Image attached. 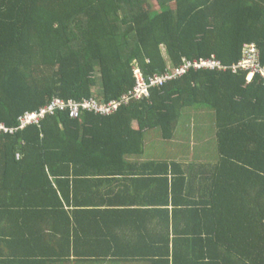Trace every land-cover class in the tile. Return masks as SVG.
<instances>
[{"label": "trees", "instance_id": "obj_1", "mask_svg": "<svg viewBox=\"0 0 264 264\" xmlns=\"http://www.w3.org/2000/svg\"><path fill=\"white\" fill-rule=\"evenodd\" d=\"M156 5L0 0V126L19 127L0 129V264H264V78L233 68L246 43L264 66V0ZM212 56L223 68L191 67L151 84ZM137 71L150 83L139 98ZM56 97L121 104L80 117L58 110L20 127ZM211 110L214 158L148 150L149 138L162 149L189 141L201 150L197 130L194 140L183 131L198 129ZM136 164L144 165L137 188L150 205L125 206L128 186L109 207L102 187L96 209H81L94 203L81 202L78 187L72 201L89 167L130 177ZM133 213L141 215L138 235L135 219L125 218ZM141 233L150 252L139 249Z\"/></svg>", "mask_w": 264, "mask_h": 264}, {"label": "crops", "instance_id": "obj_2", "mask_svg": "<svg viewBox=\"0 0 264 264\" xmlns=\"http://www.w3.org/2000/svg\"><path fill=\"white\" fill-rule=\"evenodd\" d=\"M201 114H205L204 112H202ZM204 116H201V119H204ZM186 125L188 126V121H185ZM193 123H196V121L194 120ZM200 123V121H199ZM137 124L135 123V126ZM195 130H197L196 126L192 127V129L190 128H186L183 132H191V136L193 137L194 140V135H195ZM149 136H152L151 134H149ZM150 139V138H149ZM147 139L146 140V144H148V150H150L151 152H153V154L155 155H161V156H173V155H177L178 158L180 157H186L188 156L190 159H193V154L196 151L198 154V158L203 159V161H206L210 158H214V152H215V148L214 149H205L204 146L202 147V149H195L193 147V144H189V141L183 145L180 146H167L166 149H162L161 147L158 146V141H153L151 142V140ZM210 139L205 140V142H203V144H207L209 142ZM206 141H208L206 143ZM189 146V147H188ZM150 147V148H149ZM169 156V157H170ZM134 167H136L137 170H132L133 172H135L133 174V176H123L120 174H115V175H107V174H97V173H93L92 169L89 167L88 169H86V172L84 174H80L78 176V181L77 183L73 186V192H71V197H72V201H77V198L75 197L74 194V187H78L79 188V194L78 197H81L80 199L82 200L81 202L85 203L86 199L88 201H90V203H94L92 205H82L81 209L87 210L89 211V209H96L97 205V201L101 200L102 197L100 196L99 193V189L100 187H102L105 191V200L103 202V205H105L104 207H109V204L112 203L113 201V193L115 191H118L121 188H126L128 187H132V189L130 190L129 188H127L130 192L128 195H124L123 197L125 200L124 204H127L125 206L131 205V207H136L137 209L139 207H143V206H139L140 204H146V205H150L148 202V197L144 196L142 190L138 189L137 186H139L140 184L143 185V179H146L147 174H143L140 172V170H142L141 168L144 166H142V164H136L133 165ZM80 167V166H79ZM82 169V168H81ZM80 169V170H81ZM88 170V172H87ZM109 170V169H106ZM123 170H127V173H131V170L129 169H123ZM125 172V171H124ZM126 177V178H125ZM111 189V190H110ZM88 193L87 196H85V194ZM79 202V200H78ZM116 202H121V201H116ZM135 202V203H133ZM66 203V202H65ZM101 205V206H103ZM124 206V207H125ZM89 217L90 218H97L98 215L97 214H91L89 213ZM140 214H126L125 218L126 219H135V224H136V228H134V230H136V235L139 234V229L137 228L138 225L140 224ZM159 217V214H158ZM157 218V216L155 217ZM130 225L133 227V224L130 223ZM158 227V225H157ZM130 228V227H129ZM148 230H150V226L147 227ZM153 229V228H152ZM156 230H160V231H165L162 230L161 228H156ZM174 228H171V239L173 238L174 234H173ZM166 232V231H165ZM146 237V238H143ZM148 238L147 235L143 236L142 233L141 235H139V241L142 244V248H139L141 250H145V251H151L152 249V245L151 242L145 241ZM145 241V242H144ZM129 264H172V263H166V262H155L153 261V263H146V262H133V263H129Z\"/></svg>", "mask_w": 264, "mask_h": 264}, {"label": "built area", "instance_id": "obj_3", "mask_svg": "<svg viewBox=\"0 0 264 264\" xmlns=\"http://www.w3.org/2000/svg\"><path fill=\"white\" fill-rule=\"evenodd\" d=\"M258 50L255 44L244 45V57L243 59L233 66V68L237 69L238 67H242L244 69L250 70L249 78L252 79L255 73H260L264 78V66H261L258 61ZM191 67L196 69L200 68H223V63L216 56H212L211 58H201L200 60L185 61L180 67L174 68L172 74L167 73L165 77H157L154 79L151 84L155 82H163L164 80L171 79L177 76H181L185 74ZM252 75V77H250ZM137 77L139 84L137 86L136 97L139 98L144 94H149V85L150 83L146 82L140 72L137 71ZM120 101H112L110 103H99L94 99L84 100V101H76V100H65L61 97L54 98L48 105L42 107L40 110H36L33 112H27L26 115L22 118V123L20 127L24 128L28 124L39 123L42 118H45L46 115L54 114L58 110L68 111L71 117H80L86 111H94L95 113L101 114H110L118 109ZM16 128H8L6 125H1L0 129L5 131H14Z\"/></svg>", "mask_w": 264, "mask_h": 264}, {"label": "rangeland", "instance_id": "obj_4", "mask_svg": "<svg viewBox=\"0 0 264 264\" xmlns=\"http://www.w3.org/2000/svg\"><path fill=\"white\" fill-rule=\"evenodd\" d=\"M150 1H151V3L155 4V6H157L156 0H150ZM250 77H252V75ZM249 80H251V79L249 78ZM214 117L215 116H214L213 111H212L210 113V115H208L204 119H200L199 120L200 123H199V121L197 123L198 124L197 132H198V135L200 136V139L202 141L210 139L209 142L204 145L205 149H214V146L216 144L215 143L216 142V139H215L216 128L213 126V123H212L214 121Z\"/></svg>", "mask_w": 264, "mask_h": 264}]
</instances>
